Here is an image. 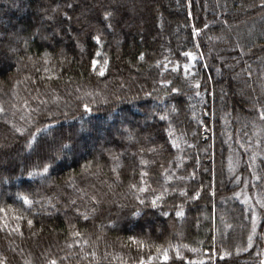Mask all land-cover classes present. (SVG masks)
Returning <instances> with one entry per match:
<instances>
[{
    "label": "trees",
    "instance_id": "trees-1",
    "mask_svg": "<svg viewBox=\"0 0 264 264\" xmlns=\"http://www.w3.org/2000/svg\"><path fill=\"white\" fill-rule=\"evenodd\" d=\"M262 106L260 0H0V262L262 264Z\"/></svg>",
    "mask_w": 264,
    "mask_h": 264
},
{
    "label": "snow or ice",
    "instance_id": "snow-or-ice-1",
    "mask_svg": "<svg viewBox=\"0 0 264 264\" xmlns=\"http://www.w3.org/2000/svg\"><path fill=\"white\" fill-rule=\"evenodd\" d=\"M260 5L262 7H264V0H260ZM110 16H111L110 13H106V18H110ZM205 27H207V25H205ZM94 39L97 42H99V39L100 38H99V36H96V37H94ZM141 58H143V57L141 56ZM94 63L95 62H93V64ZM102 74L103 73H101V75ZM50 78L51 77H49V79ZM197 87H199V85H197ZM171 90L173 92L178 91L175 87H173ZM197 95H199V93H197ZM95 102H96L95 100L92 101V103H95ZM262 107H264V106H262ZM83 108H84V110L86 112H90L92 110L91 107L89 106V104H87V103L83 104ZM2 111H3V108H0V112H2ZM260 118L261 119H264V110L260 111ZM160 119L164 120V119H167V117L166 116H161ZM15 130H16V132H19L21 134H23V132H24V129H22V128H16ZM50 131H51V124H44L41 127H39V128L36 129V133L33 134V133L30 132L29 133L28 147L29 148H32L33 147V144H38L39 143L40 136L41 135H46ZM70 149H71V146L70 145H68V144H62L60 146V148L56 149L53 152L52 155H50V156H48L46 158L45 162L42 164V166L40 167V169L38 171H29L28 172V175L29 176L40 175L42 177V179H48V177L50 176L51 170L56 167L57 163L62 159L63 154L66 151H69ZM89 166H90V164H89ZM142 191H143V189H142ZM153 191H155V190H153ZM93 199H95V198L93 197ZM159 199H161V197L160 196H157L156 199L152 200V202H151L152 203V206H156V202ZM23 202H24V204H31V201L29 200V198L27 196H24L23 197ZM140 203L141 204H144V201L141 200ZM0 211H3V209H0ZM177 215H181V213L180 212H177ZM17 219H23V217H17ZM83 219L87 220L88 217L87 216H83ZM32 223H33L32 220H30V219L27 220V224L29 226H31ZM18 229H19V225H17V227H16V229H14V231H18ZM20 234L22 235V233H20ZM74 235L79 236L80 233L79 232H76V233H74ZM128 239L130 241H132L133 243H140V247H144L145 246L142 242H138L135 237H129ZM85 243H87V241H85ZM170 247H171V245H170ZM157 250L160 251L159 248H157ZM93 255H95V254L93 253ZM177 257L178 258H181V257H179V254L178 253H177ZM169 258L170 257H169L168 251L165 249L163 251L162 259L165 260V261H167V260H169ZM149 259H151V257H149ZM0 264H2V262H0ZM49 264H57V261L51 260L49 262ZM140 264H145L143 258H141ZM262 264H264V262H262Z\"/></svg>",
    "mask_w": 264,
    "mask_h": 264
},
{
    "label": "rangeland",
    "instance_id": "rangeland-1",
    "mask_svg": "<svg viewBox=\"0 0 264 264\" xmlns=\"http://www.w3.org/2000/svg\"><path fill=\"white\" fill-rule=\"evenodd\" d=\"M198 49H199V54H200L201 58H203V61L205 62V64H207V58H206L205 53L203 51L204 49L202 50V48L200 46L198 47ZM96 63H97V61H95V64ZM191 68H193V67L191 66ZM239 91H241V90H239ZM101 137L105 138L103 133H102ZM238 227H241V226L239 225Z\"/></svg>",
    "mask_w": 264,
    "mask_h": 264
}]
</instances>
